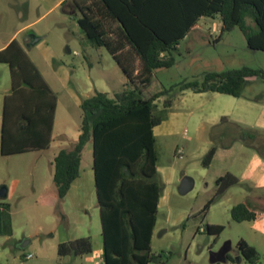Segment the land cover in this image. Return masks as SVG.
<instances>
[{
    "label": "rangeland",
    "instance_id": "rangeland-1",
    "mask_svg": "<svg viewBox=\"0 0 264 264\" xmlns=\"http://www.w3.org/2000/svg\"><path fill=\"white\" fill-rule=\"evenodd\" d=\"M59 2L0 0V45L26 26L30 30L18 34V39L28 34L42 36L28 51L29 56L57 95L49 148L0 157V189L7 190L0 203L11 206L13 232L11 236H0V264H97L99 260L103 264L99 209L90 185L82 191L73 189L53 206L37 202L40 196L55 194L52 160L57 152L69 150L74 144L80 130V102L96 91L109 96L121 93L127 82L108 51L86 39L77 24L80 14L71 2ZM218 23L203 18L200 28L190 32L172 53L175 64L154 71L142 97L149 98L162 88L183 82L201 84L206 73L243 67L264 72V52L248 49L238 29L223 34L216 31ZM46 48L53 55L51 62ZM176 95L179 93H173L175 101L169 111L173 117L167 115L173 125L169 128L171 122H167L162 126V130L173 133L161 134L156 141L162 171L158 179L163 189L151 253L162 254V262L168 264H264V217L257 222L236 223L230 216L233 206L249 199H257L255 206L264 215V79L247 80L240 98L207 92L201 97L188 94L192 101L181 102ZM226 114L228 122H221ZM240 127L249 136L239 138ZM228 145L231 149L225 151ZM211 146H217V154L204 168L202 158ZM91 163L90 141L82 152V171L89 172ZM226 173L234 175L239 184L204 211L215 194V180ZM183 176L194 182L192 190L184 195L178 191ZM208 225L224 228L213 235L207 232ZM78 238L91 239L90 254L57 255L59 243ZM26 240L30 243L20 248ZM240 240L256 249L255 263L241 257L237 250ZM29 254L33 257L25 259Z\"/></svg>",
    "mask_w": 264,
    "mask_h": 264
},
{
    "label": "trees",
    "instance_id": "trees-1",
    "mask_svg": "<svg viewBox=\"0 0 264 264\" xmlns=\"http://www.w3.org/2000/svg\"><path fill=\"white\" fill-rule=\"evenodd\" d=\"M67 2L80 14L77 24L86 39L108 51L127 82L121 93L109 96L96 91L82 100L78 139L52 161L57 196L39 203L53 206L67 195L79 176L84 147L91 141L103 264H168L162 262V254L151 253L163 189L153 129L167 118L174 92H212L240 98L247 80L264 79V72L243 67L206 73L201 84L183 82L162 88L149 98H143L142 91L149 86L154 71L175 64L172 53L201 18H218L222 34L238 29L248 49L264 52V0H65L62 5ZM0 63L9 66L12 90L4 101L0 154L13 156L47 149L56 94L17 41L0 51ZM7 100L12 103L11 111ZM221 122H228L227 118L222 117ZM245 131L240 127L238 137L249 136ZM217 149L211 146L203 156L204 168L210 166ZM215 184V194L204 211L239 180L226 173ZM230 216L241 223L256 221L262 214L249 202H241L231 208ZM223 228L208 225L206 230L218 235ZM11 235L10 205L0 203V236ZM92 249L90 238H78L59 243L57 255L83 256ZM237 250L249 263L256 262V249L244 240L238 241Z\"/></svg>",
    "mask_w": 264,
    "mask_h": 264
},
{
    "label": "crops",
    "instance_id": "crops-1",
    "mask_svg": "<svg viewBox=\"0 0 264 264\" xmlns=\"http://www.w3.org/2000/svg\"><path fill=\"white\" fill-rule=\"evenodd\" d=\"M65 0H60V4H62L63 2H64ZM58 3V4H59ZM203 18H201L199 21H198V23H197V25L190 31V32H192V31H194V30H198V28H200V25H199V23H200V21L202 20ZM210 19V18H209ZM211 20H218V25H216L215 26V28H216V31H219L220 33H221V23H220V20L218 19V18H215V19H211ZM30 30V28L28 27V26H26V27H24V28H21V29H19L18 31H16L7 41H5L4 43H2V45H0V51L1 50H3V49H5L13 40H15V41H17L18 42V44L21 46V48L24 50V52L27 54V56H28V58L31 60V62L34 64V66L38 69V71L40 72V74H41V76H42V78H43V80L48 84V86L51 88V90L56 94V92L53 90V88H52V86L49 84V82H47V80L44 78V76H43V73L40 71V69L37 67V65L35 64V62L32 60V58L29 56V52L28 51H30V49H32V48H34L35 46L34 45H30V43H29V41H28V39L27 38H21V39H18V34H22V33H26L27 31H29ZM189 32V33H190ZM188 33V34H189ZM34 34V33H33ZM187 34V35H188ZM35 35V34H34ZM37 35H41V33L39 34H37ZM186 35V36H187ZM38 37H42V36H38ZM219 38H220V36L218 37V39H216V41L217 40H219ZM42 39H43V37H42ZM185 39V38H184ZM36 45V44H35ZM44 50H46V52H48L49 54L47 55V57H48V61L49 62H51L50 61V59L51 60H53L54 58H53V55H52V53L50 52V50H48V48H46V49H44ZM68 53H70V51H68ZM188 92V93H187ZM190 91H184V92H181V93H179V95H176L177 96V99L178 98H180L181 99V102H183V100H189V101H192L191 99H190V96L191 95H188V94H193L194 96H205V94L206 93H201V94H194V93H189ZM11 93H12V90H11V80H10V69H9V66L7 65V64H3V63H0V141H1V133H2V125H3V111H4V101H5V98H10V96H11ZM212 93V92H211ZM108 94V93H107ZM216 94H218V93H216ZM109 95V94H108ZM114 95V94H113ZM186 97H188V98H186ZM88 98V97H87ZM84 99H86V98H84ZM83 99V100H84ZM175 101V100H174ZM174 101H173V103H174ZM82 102V101H81ZM81 102H80V104H81ZM12 103H10V101H9V103H8V100H7V109L9 110V111H11V108H12V105H11ZM80 104H79V106H80ZM56 105H57V95H56ZM173 105V104H172ZM173 107L171 106V108H170V110L169 111H171V109H172ZM55 109H56V106H55ZM170 114V115H169ZM168 114V116L170 117V118H172L173 117V114L172 113H169ZM54 115H55V110H54ZM227 115L228 114H226L225 116H222V117H227ZM167 116V120L168 121H166L165 122V120L163 121V122H161L158 126H156L154 129H153V132H154V136L156 137V141H157V137L158 136H161V134H162V136H164V135H168V136H171L172 135V131L171 130H162L163 129V127L162 126H164V124L165 123H167V122H171L170 123V125H168V127L169 126H172L173 125V121H170L169 120V117ZM221 117V118H222ZM53 127H54V119H53V126H52V131H51V135H50V143H51V140H52V132H53ZM170 128V127H169ZM80 131V130H79ZM79 133L80 132H78V134H77V137H76V139L74 140V142L73 143H75L76 141H77V139H78V136H79ZM50 143H49V146H50ZM89 143V142H88ZM87 143V144H88ZM87 144L85 145V146H87ZM49 148V147H48ZM47 148V149H48ZM85 148V147H84ZM231 149V145L230 146H228V147H226V148H224V150L225 151H229ZM46 150V149H45ZM40 151H42V150H40ZM35 152H37V151H35ZM28 153H30V152H28ZM57 154H58V152H57ZM56 154V155H57ZM216 154H217V151H216ZM215 154V155H216ZM20 155V154H19ZM55 155V156H56ZM13 156H16V155H13ZM54 156V157H55ZM0 157H10V156H2L1 154H0ZM54 157H53V159H54ZM215 157V156H214ZM214 159V158H213ZM53 161V160H52ZM157 173H158V175L160 176V174H162V171H161V168H160V166H159V164H157ZM52 176H53V173H52ZM52 182H53V178H52ZM54 184V183H53ZM90 185V187H91V190H93V191H91V192H94V194L96 195V193H95V187H94V175H93V171H92V163H91V170L89 171V172H87V173H85V171H82V168H81V164H80V173H79V176H78V178L72 183V185H71V187H70V190H69V192L67 193V195L64 197V198H66L69 194H70V192L73 190V189H79L80 191H82L83 190V188L85 187V185ZM55 186V185H54ZM48 189V188H47ZM55 189H56V187H55ZM56 196H57V190H55V194L54 195H49V196H46V197H38V201L37 202H40V201H42V200H47V199H49L50 197H52V198H56ZM161 200H162V194H161V197H160V199H159V203H158V208H159V206H160V203H161ZM244 202H249L250 204H251V206L255 209V210H257V211H259L257 208H256V203H257V199H249V200H247V201H244ZM10 205V204H9ZM10 208H11V206H10ZM261 214H262V216L258 219V220H256V221H253V222H257V221H259V220H261L263 217H264V215H263V213L261 212V211H259ZM11 213V212H10ZM10 216H11V214H10ZM13 233V232H12ZM102 238V237H101ZM101 242H102V239H101ZM95 248H97V245L95 246ZM100 251V250H99ZM30 255V254H29ZM101 255H102V249H101ZM101 258H102V256H101ZM102 261V260H101ZM97 264H100V260H99V262H97Z\"/></svg>",
    "mask_w": 264,
    "mask_h": 264
},
{
    "label": "water",
    "instance_id": "water-1",
    "mask_svg": "<svg viewBox=\"0 0 264 264\" xmlns=\"http://www.w3.org/2000/svg\"><path fill=\"white\" fill-rule=\"evenodd\" d=\"M30 39H31L30 45H35L36 43H38L42 39V37L31 35ZM193 185H194V182H193V180L190 177L183 176L182 179H181V183H180L178 191H179L180 194L184 195V194L188 193L190 190H192ZM6 194H7L6 188L2 187L0 189V198H5ZM29 243H30V240L24 241L21 244L20 248L26 247V245L29 244Z\"/></svg>",
    "mask_w": 264,
    "mask_h": 264
},
{
    "label": "built area",
    "instance_id": "built-area-1",
    "mask_svg": "<svg viewBox=\"0 0 264 264\" xmlns=\"http://www.w3.org/2000/svg\"><path fill=\"white\" fill-rule=\"evenodd\" d=\"M177 155H178V157H182V154H181V152L180 151H177ZM33 257V255H27L26 257H25V259H31Z\"/></svg>",
    "mask_w": 264,
    "mask_h": 264
},
{
    "label": "flooded vegetation",
    "instance_id": "flooded-vegetation-1",
    "mask_svg": "<svg viewBox=\"0 0 264 264\" xmlns=\"http://www.w3.org/2000/svg\"><path fill=\"white\" fill-rule=\"evenodd\" d=\"M25 38H27L28 39V41H29V43H30V41H31V35L30 34H28V35H26V37Z\"/></svg>",
    "mask_w": 264,
    "mask_h": 264
}]
</instances>
